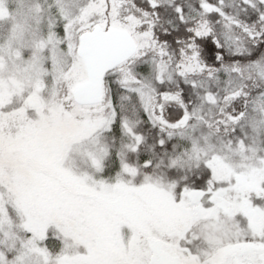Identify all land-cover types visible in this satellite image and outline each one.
<instances>
[{"label": "snow or ice", "instance_id": "6c2138e0", "mask_svg": "<svg viewBox=\"0 0 264 264\" xmlns=\"http://www.w3.org/2000/svg\"><path fill=\"white\" fill-rule=\"evenodd\" d=\"M0 264H264V0H0Z\"/></svg>", "mask_w": 264, "mask_h": 264}]
</instances>
